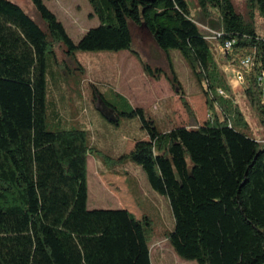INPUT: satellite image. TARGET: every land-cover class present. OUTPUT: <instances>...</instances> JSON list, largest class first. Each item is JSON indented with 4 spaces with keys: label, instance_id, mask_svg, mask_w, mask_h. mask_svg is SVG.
Wrapping results in <instances>:
<instances>
[{
    "label": "trees",
    "instance_id": "16d2710c",
    "mask_svg": "<svg viewBox=\"0 0 264 264\" xmlns=\"http://www.w3.org/2000/svg\"><path fill=\"white\" fill-rule=\"evenodd\" d=\"M31 1L44 25L19 4L0 0V264H153L150 216L88 207V157L95 151L88 131L48 129L49 61L60 65V44L76 64L79 51H129L146 74H164L182 94L172 64L166 73L133 49L132 25L147 30L167 55L181 52L214 117L161 132L143 108L121 112L96 89L97 100L116 115L139 116L148 135L118 161L138 164L152 189L169 200L175 224L165 235L178 257L264 264V144L240 129L249 126L240 105L216 94L230 90L210 32L187 0H88L99 25L77 43L43 0ZM249 1L264 17V0ZM197 3L212 20L208 29L222 33L217 42H235L230 57L236 63L253 57L245 95L264 125V36L232 0ZM56 119L61 123L62 115Z\"/></svg>",
    "mask_w": 264,
    "mask_h": 264
},
{
    "label": "rangeland",
    "instance_id": "374dc122",
    "mask_svg": "<svg viewBox=\"0 0 264 264\" xmlns=\"http://www.w3.org/2000/svg\"><path fill=\"white\" fill-rule=\"evenodd\" d=\"M11 1L19 4L34 20L43 24L31 0ZM43 1L64 24L68 34L76 43L87 31L99 25L98 18L90 16L92 9L88 0ZM232 2L237 12L253 23L257 32L264 36V17L259 7H252L249 0H232ZM187 3L191 15L204 30L212 27V20L202 15L197 0H187ZM208 32L212 34L211 31ZM132 33L133 49L146 63L161 68L166 73L170 72V64L173 65L180 79L182 94H177L164 74L159 79L146 74L140 61L131 52L138 69L131 68V73L128 72V68L123 70L124 64L120 52L129 51H79L77 56L80 63L76 64L65 54V46L60 44L56 51L60 65L55 64L53 60L49 61L48 129L54 130L57 129L56 125H61L62 128L84 127L88 130L89 142L95 149L88 158L89 209L93 207L118 209L123 207L125 200L127 204L124 208L133 209L139 217L147 214L153 220L151 233L153 264H197L195 261H186L178 257L165 235L173 230L175 224L168 199L152 189L138 164L130 159L118 161L129 153L137 140L145 138L146 131L142 128L141 118L121 117L112 113L97 100L95 90L105 94L110 103L118 105L120 111L125 112L129 107L135 108L134 99L127 92H132L136 88L141 89L142 94L135 93V97L143 95V102L146 104L151 102L147 108H144L146 117L151 118L161 131L167 130L165 124L173 121L175 123L173 126L194 123L195 118L197 122L203 120L206 122L209 120V110L214 117L213 110L207 106L202 89L180 51L171 50L167 55L157 47L147 30L132 25ZM210 43L228 89H238L234 93V99L238 101L240 109L249 122L248 127H240V129L264 144V125L259 120L256 108L250 104L245 92L241 90L242 87L236 82L235 73L230 68L232 62L230 56L224 52L217 40L210 39ZM63 63H67L69 67ZM73 68L79 69L73 71ZM246 76L247 74L243 86L245 89ZM183 99L187 101L189 108L185 106ZM195 114L201 117L199 121ZM56 115H62L61 123H57ZM166 117L170 118V123ZM161 119L167 120L165 122ZM114 171L121 176L120 180L115 174L113 175ZM92 199L98 204L93 206ZM163 199L166 200L168 211L161 202Z\"/></svg>",
    "mask_w": 264,
    "mask_h": 264
},
{
    "label": "built area",
    "instance_id": "2783aa9c",
    "mask_svg": "<svg viewBox=\"0 0 264 264\" xmlns=\"http://www.w3.org/2000/svg\"><path fill=\"white\" fill-rule=\"evenodd\" d=\"M208 31H211V35L209 34L208 39H215L218 40L219 37L222 35V33H218L215 32L213 30L207 29ZM234 41H230V40H226V42L224 44H221L222 49L224 50V52L230 56V53L233 50V45H234ZM230 59L232 60V62H230V68L232 69V71L235 73L236 76V82H238L239 86L242 87V91L245 92V88H243L244 86V82H245V74H249L250 71L252 70L253 66H254V60L253 57L250 55L247 56H242L239 58L238 63H236L234 61V59H232L230 57ZM259 81L261 83H264V71L261 72L260 76H259ZM237 88H232L230 89V91H227L223 88H219L216 92L217 95L226 98V99H231L233 100L235 103H238V101L236 99H234L235 97V92L237 91ZM212 95V94H211ZM213 116H212V111L209 110V120H212Z\"/></svg>",
    "mask_w": 264,
    "mask_h": 264
},
{
    "label": "crops",
    "instance_id": "0c3cea01",
    "mask_svg": "<svg viewBox=\"0 0 264 264\" xmlns=\"http://www.w3.org/2000/svg\"><path fill=\"white\" fill-rule=\"evenodd\" d=\"M120 53H122V59H123V64L124 65H122V66H124V67H122L123 68V70H125L126 68H128V72H130V70H131V68H136L135 70H137L138 69V65H137V63H136V61H135V57L130 53V52H120ZM134 57V58H133ZM138 72V71H137ZM131 73V72H130ZM129 73V74H130ZM140 73V72H139ZM163 88H164V90H165V86H163ZM142 90L141 89H139V88H136V89H133V91L132 92H127L128 93V95H131L132 96V98L134 99V101H133V105L135 106V108H147L148 106L147 105H149V104H151V102H148L147 104L145 103V102H143L144 100V96L143 95H139L138 97H135V93H137V94H139V93H141L142 94V92H141ZM147 97V96H146ZM160 102H161V100H160ZM113 113V112H112ZM199 114H195V117L197 116V119H198V121H199V119L201 118L200 116H198ZM170 117V116H169ZM169 117H166L167 119V121L170 123V118ZM194 117V118H195ZM193 118V119H194ZM162 120V119H161ZM166 120H162V121H165L166 122ZM195 121V122H194ZM193 122L194 123H190V124H179V123H177V124H179V125H177V126H173L175 123H174V121L172 122V123H170V124H165V128H167V130H163V131H161V132H169V131H171L172 129H174L175 127H179V126H189V127H197V126H199V125H202L203 123H205V120H203L202 122H197L196 121V118H195V120H193ZM192 124H194V125H192ZM156 125V124H155ZM157 126V125H156ZM173 126V127H172ZM83 129H85V130H87L86 128H84V127H82ZM157 128H158V126H157ZM159 129V128H158ZM88 131V130H87ZM143 139H148V136H147V132H146V136H145V138H143ZM143 139H140V140H143ZM138 141V140H137ZM136 141V142H137ZM136 142L133 144V147L135 146V144H136ZM133 147L130 149V151L133 149ZM129 151V152H130ZM90 156V155H89ZM89 158V157H88ZM115 172V173H114ZM113 172V175L115 174V176H117V178L120 180V178H121V176L118 174V172L117 171H114ZM166 198V197H165ZM167 199V198H166ZM89 201H90V196H89ZM92 201V205L93 206H95L96 204H98V202L96 201V200H94V199H92L91 200ZM161 202L166 206V209H167V211H168V205H167V203H166V200H161ZM168 202H169V200H168ZM126 204H127V202L125 201V200H123V207L122 208H124V206H126ZM169 205H170V203H169ZM130 206V205H129ZM130 208H131V206H130ZM93 209H100V208H95V207H93ZM125 209H127V210H129L130 212H132V213H134L135 215H136V213L133 211V209H128L127 207L125 208ZM170 209H171V206H170ZM171 214H172V211H171ZM136 216H139V215H136ZM172 217H173V215H172Z\"/></svg>",
    "mask_w": 264,
    "mask_h": 264
}]
</instances>
